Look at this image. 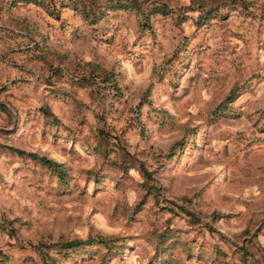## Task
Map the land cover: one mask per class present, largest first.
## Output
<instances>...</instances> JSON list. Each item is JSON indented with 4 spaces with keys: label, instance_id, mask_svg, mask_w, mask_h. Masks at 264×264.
Returning a JSON list of instances; mask_svg holds the SVG:
<instances>
[{
    "label": "rangeland",
    "instance_id": "rangeland-1",
    "mask_svg": "<svg viewBox=\"0 0 264 264\" xmlns=\"http://www.w3.org/2000/svg\"><path fill=\"white\" fill-rule=\"evenodd\" d=\"M0 264H264V0H0Z\"/></svg>",
    "mask_w": 264,
    "mask_h": 264
},
{
    "label": "trees",
    "instance_id": "trees-1",
    "mask_svg": "<svg viewBox=\"0 0 264 264\" xmlns=\"http://www.w3.org/2000/svg\"><path fill=\"white\" fill-rule=\"evenodd\" d=\"M31 1V0H30ZM91 5L86 6V5H82L80 8H77L79 13L84 17V19H89L91 23H96L100 18H102L104 16V12H102V10L97 7L96 9L95 6L97 5V2H90ZM125 5H121L117 2H112V4H110L109 8L114 10V9H118V8H125ZM76 8V7H75ZM231 97V95H229L226 99L229 101V98ZM32 157L37 159L42 165L49 167V168H55L58 173L60 174V178H64V170L61 166V164L45 157V156H39L36 154H32ZM93 241H98L97 239L92 240L91 238L85 239V240H67L65 242H61L60 247L63 249H69V248H75L81 244H92ZM101 241V240H100ZM105 241V240H103ZM113 240H109L107 242L104 243H109L112 242Z\"/></svg>",
    "mask_w": 264,
    "mask_h": 264
}]
</instances>
